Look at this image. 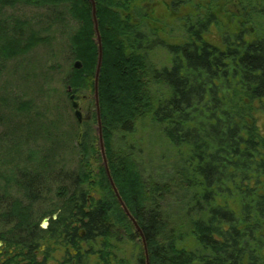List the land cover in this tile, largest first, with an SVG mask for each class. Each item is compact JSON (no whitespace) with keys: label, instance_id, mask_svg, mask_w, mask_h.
Wrapping results in <instances>:
<instances>
[{"label":"trees","instance_id":"obj_1","mask_svg":"<svg viewBox=\"0 0 264 264\" xmlns=\"http://www.w3.org/2000/svg\"><path fill=\"white\" fill-rule=\"evenodd\" d=\"M93 1L105 162L139 232L111 189L99 149L89 1L0 0V14L19 4L67 13L76 24L68 34L73 64L81 69L71 64L64 84L93 109L77 175L56 181L48 176L66 162L50 137L54 123L46 126L27 102L15 106L27 130L23 143L50 147L34 167L0 169V241L13 249L10 264H40L45 241L64 254L55 264H70V250L74 264H146L143 242L149 264H264V0ZM54 19L68 30L63 14ZM9 21L8 28L0 19L1 58L44 42L35 32L23 37L26 21ZM165 26L178 34L176 43L157 38ZM155 50L165 53L166 67L150 61ZM51 181L60 184L55 201L41 195ZM36 205L48 211L36 214ZM51 215L45 231L40 220Z\"/></svg>","mask_w":264,"mask_h":264},{"label":"rangeland","instance_id":"obj_2","mask_svg":"<svg viewBox=\"0 0 264 264\" xmlns=\"http://www.w3.org/2000/svg\"><path fill=\"white\" fill-rule=\"evenodd\" d=\"M150 3H156V0H150ZM155 10L157 16L163 15L161 7H157ZM58 14H63L65 17L64 22L68 23V30H64L63 26L55 21L54 17ZM0 19L6 20L8 28L11 24L9 19L19 22L26 21L29 24V30L22 32L23 37H27L28 33L35 32L39 38L44 39V42H40L37 47L20 56L11 59L0 57V169L6 170L14 164L19 168L34 167L39 159L44 157L45 150L50 147L48 144L43 146L40 142H36V144L23 143L22 139L27 136L25 126L21 124L24 120L20 122L21 118L18 115L15 116L13 111L17 104L27 102L32 106L33 111L44 115L45 120L43 121L46 126L49 123H54L56 132L50 134V137L56 139V156L63 158L66 162L63 171L55 169L53 175L48 177L56 181L57 177L62 178L64 176L72 179L77 175L81 156L79 149L83 139L81 138L80 143L77 144L79 128L73 117L69 99L64 95L65 91L67 93L64 80L70 70V65L73 64L68 36L74 31L76 24L69 20L67 13L62 8L46 9L23 4L5 8L0 14ZM154 24L156 23H151L152 26ZM164 30L162 33L164 36H157V38L170 44H174L180 39L178 34L170 30V27L166 28L165 26ZM150 61L158 67L168 65L165 53H158L156 50L155 55L150 57ZM3 102L6 105H3ZM20 124L23 127H19ZM12 130L16 132L13 133ZM76 132L77 134L74 135ZM114 144H116V140ZM37 151H40L39 156L36 154ZM29 155H31V159L27 162ZM58 167L60 165L55 168ZM44 185H46L45 188L49 190V193L45 194L44 188L41 195L55 201L54 193L60 184L51 181V183L45 182ZM91 197H95V195L90 194L88 199L90 200ZM33 210L39 214L47 212L48 208L44 205H36ZM130 219L132 222L134 221L132 218ZM40 227H43L42 220H40ZM80 234L83 233L80 232ZM54 247L56 248V246ZM54 250L49 252L48 248L45 247V254L42 255L48 257V261L62 262L64 254Z\"/></svg>","mask_w":264,"mask_h":264},{"label":"water","instance_id":"obj_3","mask_svg":"<svg viewBox=\"0 0 264 264\" xmlns=\"http://www.w3.org/2000/svg\"><path fill=\"white\" fill-rule=\"evenodd\" d=\"M91 6V14H92V20H93V26H94V32H95V36H96V40H97V48H98V56H97V64H96V69H95V74H94V112L96 113V117H97V124H96V130H97V137H98V144H99V149H100V153L102 156V160L103 163L105 165V169H106V173L108 176V181L110 186L112 187L116 198L122 208V210L124 211V213L129 217V213L127 212L125 206L123 205L120 197L118 196L115 188H114V184L108 174L107 171V167H106V162H105V154H104V147H103V138H102V130H101V124H100V117H99V106H98V79H99V74H100V69H101V65H102V47H101V41H100V37H99V33H98V28H97V22H96V16H95V3L93 0H88ZM73 69L74 70H80L81 69V63L79 61H75L73 64ZM71 88L68 87L67 88V93L69 94V102H70V107L73 113V117L75 119V121L77 122L79 129H78V142L77 144H79L81 138H82V128L83 125L90 122L91 118H92V113L88 112L85 113L83 108L81 107V102L75 99V95L71 94ZM55 218V217H53ZM47 224V220L45 219L42 222V226H46ZM133 224L136 228V230L139 232V229L136 225V223L133 221ZM42 227V228H43ZM140 238L142 239L141 234L139 233ZM143 246H144V254H145V260H146V264H149L148 262V257H147V250L146 247L144 245L143 242Z\"/></svg>","mask_w":264,"mask_h":264},{"label":"flooded vegetation","instance_id":"obj_4","mask_svg":"<svg viewBox=\"0 0 264 264\" xmlns=\"http://www.w3.org/2000/svg\"><path fill=\"white\" fill-rule=\"evenodd\" d=\"M81 107L83 108L84 112L85 113H88V112H92V107H91V102L89 101V99H84L82 102H81ZM93 120V114H92V118H91V122ZM84 166V164H82V167ZM55 217V218H53ZM56 215H51L50 217H46L42 220V222L46 219L47 220V224H46V228H42L43 230L47 231L48 228H49V224H50V221L51 220H55L56 219ZM71 228L73 229L74 228V220L72 222V226ZM78 238H83V234H79L77 235ZM67 243H71V245H74V238H71V241H66ZM46 245V241L44 242V244L39 248V253L41 254H45V246ZM54 251H59L58 249L54 250ZM49 252H52L51 250ZM69 256H70V259H71V262L70 264H74V258L77 256V253L73 250H71L70 252L67 251ZM35 255H37V252H34ZM13 254V249H9L7 248V244L6 243H3L0 241V264H10V257L11 255ZM47 255L49 254L48 252L46 253ZM24 255L26 256V258H28L29 260V250H26L24 252ZM73 260V261H72ZM36 261L40 264H55L56 260L55 261H51V260H47L45 261V257L44 255H41V256H38L36 258Z\"/></svg>","mask_w":264,"mask_h":264},{"label":"bare ground","instance_id":"obj_5","mask_svg":"<svg viewBox=\"0 0 264 264\" xmlns=\"http://www.w3.org/2000/svg\"><path fill=\"white\" fill-rule=\"evenodd\" d=\"M98 49V48H97ZM71 94H72V92H71ZM74 95V94H73ZM75 99L76 100H78V101H80V102H82L84 99H85V96H79V97H77L76 95H75Z\"/></svg>","mask_w":264,"mask_h":264}]
</instances>
